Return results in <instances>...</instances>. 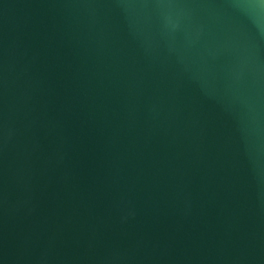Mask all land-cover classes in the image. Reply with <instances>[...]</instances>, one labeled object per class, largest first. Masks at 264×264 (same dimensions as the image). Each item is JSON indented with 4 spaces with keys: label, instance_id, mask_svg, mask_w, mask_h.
Wrapping results in <instances>:
<instances>
[{
    "label": "water",
    "instance_id": "1",
    "mask_svg": "<svg viewBox=\"0 0 264 264\" xmlns=\"http://www.w3.org/2000/svg\"><path fill=\"white\" fill-rule=\"evenodd\" d=\"M0 264H264V0H0Z\"/></svg>",
    "mask_w": 264,
    "mask_h": 264
}]
</instances>
